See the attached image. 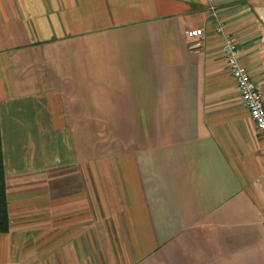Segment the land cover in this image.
I'll list each match as a JSON object with an SVG mask.
<instances>
[{"label": "crops", "instance_id": "crops-1", "mask_svg": "<svg viewBox=\"0 0 264 264\" xmlns=\"http://www.w3.org/2000/svg\"><path fill=\"white\" fill-rule=\"evenodd\" d=\"M218 22L264 101V0H0V264H264Z\"/></svg>", "mask_w": 264, "mask_h": 264}, {"label": "built area", "instance_id": "built-area-1", "mask_svg": "<svg viewBox=\"0 0 264 264\" xmlns=\"http://www.w3.org/2000/svg\"><path fill=\"white\" fill-rule=\"evenodd\" d=\"M215 32L221 37L224 61L234 79L239 98L247 109L249 118L254 123L256 129L264 137V101L255 82L250 77L247 69L240 62L237 42L235 38L226 31L221 22H218ZM185 33L188 37L195 38L202 35V29H190Z\"/></svg>", "mask_w": 264, "mask_h": 264}, {"label": "trees", "instance_id": "trees-1", "mask_svg": "<svg viewBox=\"0 0 264 264\" xmlns=\"http://www.w3.org/2000/svg\"><path fill=\"white\" fill-rule=\"evenodd\" d=\"M9 229V216L6 199V182L2 159V145L0 136V233L7 232Z\"/></svg>", "mask_w": 264, "mask_h": 264}]
</instances>
